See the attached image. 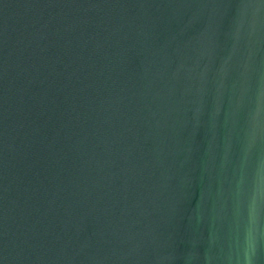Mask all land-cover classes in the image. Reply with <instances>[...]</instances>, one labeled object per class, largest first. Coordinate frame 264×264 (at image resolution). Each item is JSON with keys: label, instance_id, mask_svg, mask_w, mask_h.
<instances>
[{"label": "water", "instance_id": "water-1", "mask_svg": "<svg viewBox=\"0 0 264 264\" xmlns=\"http://www.w3.org/2000/svg\"><path fill=\"white\" fill-rule=\"evenodd\" d=\"M0 264H264V0H0Z\"/></svg>", "mask_w": 264, "mask_h": 264}]
</instances>
